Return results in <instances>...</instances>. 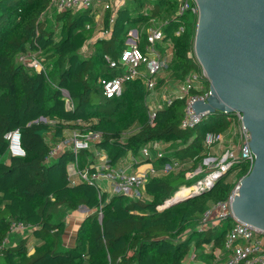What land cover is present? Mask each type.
Instances as JSON below:
<instances>
[{"label":"trees","instance_id":"1","mask_svg":"<svg viewBox=\"0 0 264 264\" xmlns=\"http://www.w3.org/2000/svg\"><path fill=\"white\" fill-rule=\"evenodd\" d=\"M52 1L0 0V264H184L194 255L192 262H215V252L224 249L230 221L203 231L199 227L209 208L228 198L233 185L229 175L210 191L159 207L182 186L192 185H186L191 181L186 175L214 152L204 145L205 135L231 133L238 122L218 113L194 128H182L188 98L200 93L194 89L183 98H173L151 123L144 79L126 81L122 95L110 99L101 84L118 74L104 56L117 59L126 48L129 30L152 20H168L164 43L173 48L158 87L166 83L165 88H177L201 72L193 52L196 19L189 14L174 18L176 0H153L149 11L148 0H130L118 12L110 36L97 38L92 52L83 56L94 36L95 9L56 12L49 22ZM111 16L107 10L105 29L110 28ZM180 27L183 32L177 34ZM22 55H35L45 73L24 65ZM200 82L210 88L207 79ZM14 130L21 133L25 156L5 161V137ZM76 130L102 134L91 149L81 152V170L94 163L96 150L104 151L110 167L117 169L129 153L142 160L141 149L154 142L167 153L160 160L152 151L156 166L169 160L178 166L150 177L146 197L140 200L100 192L88 183L73 185L67 170L73 154L62 152L50 162L47 157L67 132ZM237 172L246 175L248 167L239 165ZM62 209L86 210L71 247L63 241L68 223L58 218ZM13 224L26 226L28 233L7 245Z\"/></svg>","mask_w":264,"mask_h":264},{"label":"built area","instance_id":"2","mask_svg":"<svg viewBox=\"0 0 264 264\" xmlns=\"http://www.w3.org/2000/svg\"><path fill=\"white\" fill-rule=\"evenodd\" d=\"M176 1L178 2V17L189 14L196 21L198 20L199 9L195 0ZM95 6V0H53L51 9H56L58 12L68 10L79 11L94 8ZM104 9L114 13V6L111 4H105ZM114 23L115 17L112 15L110 28H102L99 38H108ZM90 28V26H87L88 30ZM181 32H183V27L179 28L177 34ZM142 36L145 38V42H142ZM164 39L163 27L155 23L154 20L151 21L143 32L137 29L129 30L126 48L119 54L118 58L114 59L108 55L104 56V61L109 68L118 73L114 78L101 81L105 97L110 99L121 96L124 83L138 78L144 79L145 86L149 91V97H151L158 89L159 80L173 56L172 46L166 45ZM161 45H165L163 52L160 49ZM20 61L37 72L45 73L46 71L42 62L35 55H22ZM199 67L201 72L193 73L188 79L181 82L177 88H174L169 94L165 95L163 104L155 105L150 103L148 116L151 123L156 118L157 111L162 109L163 106L169 105L173 98H183L194 89L199 90L200 93L188 98L182 128H194L206 118L204 114H195L192 108L195 102L206 101L210 96V88L205 89L200 82V80H205L207 77L200 64ZM63 93L68 96L66 91L63 90ZM226 117L229 120L234 119L238 122L236 128L228 134L208 132L205 135L204 145L208 148H213L214 152L209 153L202 160L199 167L186 175L189 180L202 175L203 177L199 178L192 185L182 188L190 189L188 196H197L210 191L218 181L226 175H230L232 171L236 172V177L241 178L236 183H233L230 194L225 201L212 205L205 213L199 231H203L205 227H210L209 225H213L212 227L217 226L216 222L220 224L230 221L231 226L226 235L224 249L223 251L219 250L218 253L215 252V264H264V231L238 221L233 217L231 210L232 201L239 194L238 190L240 189L241 181L251 172L256 156L249 145L250 134L242 125L241 114L234 113L226 115ZM5 138L8 142V155L11 158L25 156L19 130L8 133ZM101 138V133L91 130L84 132L72 131L63 142L52 148L48 154L47 161L50 162L57 159L62 152L69 151L74 156V161L70 164V167L74 171L72 170V172L68 168L73 185L88 183L100 192L122 193L136 200L146 197L144 190L150 177L167 174L178 166V163L173 160H169L161 167L153 165L154 160L150 156L152 151H156V156L160 160L166 158L167 155L166 152H163V146L158 142H154L148 143L141 149L142 162L151 163V167L144 171L129 173L128 168L123 167V165H121V168H111L106 153L101 150L95 151L94 163L90 167L81 170L79 168L81 152L91 149ZM135 164L137 165L138 162L135 161ZM239 165L248 167L246 175L238 176L237 169ZM109 179L112 180L111 183ZM115 189H118V191ZM174 196L168 199L164 205L173 200ZM163 206L159 207V209ZM99 217H102V212H99ZM27 229L24 225L13 224L12 233L23 232ZM193 259H195V255L192 257Z\"/></svg>","mask_w":264,"mask_h":264},{"label":"water","instance_id":"3","mask_svg":"<svg viewBox=\"0 0 264 264\" xmlns=\"http://www.w3.org/2000/svg\"><path fill=\"white\" fill-rule=\"evenodd\" d=\"M194 54L210 83L196 114L242 116L256 156L231 204L233 217L264 231V0H195ZM187 197L173 199L160 210Z\"/></svg>","mask_w":264,"mask_h":264},{"label":"crops","instance_id":"4","mask_svg":"<svg viewBox=\"0 0 264 264\" xmlns=\"http://www.w3.org/2000/svg\"><path fill=\"white\" fill-rule=\"evenodd\" d=\"M129 2H130V0H95L96 6L94 7V9H95L94 36L88 42L87 46L83 49V51H82L83 53H84V51L86 52V50L88 51L89 49H92L91 48V45L95 42V40L97 38H99L101 36L100 30L102 28H104L103 22H104V18H105L106 11H107V10L104 9V5L105 4H111V5L114 6V13L111 12V15H114L115 21H116L118 12L119 11H122ZM148 3H149V7H148L147 11L151 10V8L153 6L152 2H148ZM54 11L58 12L56 9H52L50 11V17L49 18L51 20H53L54 17H55L53 15V12ZM175 17H178L177 16V12H176L174 18ZM154 21L158 25L162 26L163 29L165 28V25L168 23V20L167 21H157V20H154ZM147 27H148V25L147 26H144L143 25L140 28L135 27L133 29H137L138 31H142L143 32ZM165 87H166V83H164L163 85H161L160 87H158L157 92L153 93V95L151 97H149L150 103H153L155 105H159V104H163L164 103L165 95L169 94L174 89L172 86H169L167 88H165ZM236 126L237 125H234L233 124V128L234 129L236 128ZM10 158L11 157L9 155H6L5 161H9ZM135 161L138 162L137 165L135 164ZM122 165H123V167L128 168L127 170H128L129 173H131V172L138 173V172L144 171L147 168L151 167V163L142 162V160H139L132 153H129L127 155V157L125 158V161L122 163ZM153 165H156L155 162H153ZM12 234H14V233H12ZM8 241H9V239L7 240V243H8ZM74 242H75V239L73 240L71 246H74ZM198 262H199V260H198ZM198 262L197 261L192 262L190 259H187L184 262V264H196Z\"/></svg>","mask_w":264,"mask_h":264},{"label":"rangeland","instance_id":"5","mask_svg":"<svg viewBox=\"0 0 264 264\" xmlns=\"http://www.w3.org/2000/svg\"><path fill=\"white\" fill-rule=\"evenodd\" d=\"M148 2H153V0H148ZM56 14V11L53 12V15ZM49 22H52V20H49ZM142 42H145V38L142 36L141 37ZM92 52V49H89L88 51L86 50V52L84 51V53L82 52V55H89ZM157 92V90H156ZM70 132H67L66 134L68 135ZM68 168L70 171L73 170L72 167H70V165H68ZM67 168V170H68ZM130 168V167H129ZM74 171V170H73ZM72 171V172H73ZM195 172V171H194ZM193 173V172H192ZM236 172H231V174L229 175V178L232 180L233 183H236L241 177H236ZM203 177L199 176L193 180H191L190 182H188L186 185H190L195 183L199 178ZM110 183H111V179H109ZM184 187V186H182ZM181 187V188H182ZM181 188L179 190H181ZM116 191H118V189H115ZM178 192V191H177ZM61 215L58 216V218L64 219L67 223H68V228L66 230V233L63 237V241H64V245L66 247H70L73 240L75 239L76 236V232L78 230V227L80 226L82 220L86 217V210L85 209H81L77 212L74 213H69L66 212V210L62 209L61 210ZM213 223V221H212ZM227 222H224V225L226 226ZM217 225H219V222H216ZM210 227H212L213 225H209ZM28 231H23V232H16L14 234H12L9 238V241L7 243V245H13L15 243H17L22 237H24L25 235H27ZM216 253H218V251H216ZM192 261V257L190 259ZM198 262V260H196ZM216 262H209V261H205V260H199L198 263L196 264H215Z\"/></svg>","mask_w":264,"mask_h":264},{"label":"bare ground","instance_id":"6","mask_svg":"<svg viewBox=\"0 0 264 264\" xmlns=\"http://www.w3.org/2000/svg\"><path fill=\"white\" fill-rule=\"evenodd\" d=\"M189 193H190V189L189 188H182L180 191H178L177 193L174 194L175 195L174 199L187 197Z\"/></svg>","mask_w":264,"mask_h":264}]
</instances>
